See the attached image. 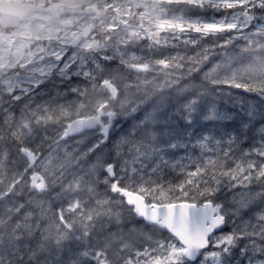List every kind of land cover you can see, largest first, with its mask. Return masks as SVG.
Wrapping results in <instances>:
<instances>
[{
	"label": "snow or ice",
	"instance_id": "6c2138e0",
	"mask_svg": "<svg viewBox=\"0 0 264 264\" xmlns=\"http://www.w3.org/2000/svg\"><path fill=\"white\" fill-rule=\"evenodd\" d=\"M0 264H264V0H0Z\"/></svg>",
	"mask_w": 264,
	"mask_h": 264
},
{
	"label": "trees",
	"instance_id": "16d2710c",
	"mask_svg": "<svg viewBox=\"0 0 264 264\" xmlns=\"http://www.w3.org/2000/svg\"><path fill=\"white\" fill-rule=\"evenodd\" d=\"M223 58H224V54L223 52H221L216 59L222 60ZM37 102H41V100H38ZM177 103H178L177 97L174 93L167 94L165 98H161L160 96L155 97L153 100L149 102L146 108L142 109L137 114H134L133 116L127 118V121L123 123V127L118 129L119 134L128 131L130 125L134 123H138L141 119H143L146 112L152 111L154 109H158L160 111L171 110L174 106H176ZM136 223L139 226L140 224H142V221H137ZM145 230L148 229L146 228Z\"/></svg>",
	"mask_w": 264,
	"mask_h": 264
},
{
	"label": "rangeland",
	"instance_id": "374dc122",
	"mask_svg": "<svg viewBox=\"0 0 264 264\" xmlns=\"http://www.w3.org/2000/svg\"><path fill=\"white\" fill-rule=\"evenodd\" d=\"M46 91L49 92L51 95H55V88H54V86L51 85V84L47 86ZM70 98H71V97H70ZM42 99H48V96H47V95H44V96L42 97ZM38 100H41V98L38 97V98H37V101H38ZM115 135H117V136L120 135L118 129L116 130Z\"/></svg>",
	"mask_w": 264,
	"mask_h": 264
}]
</instances>
